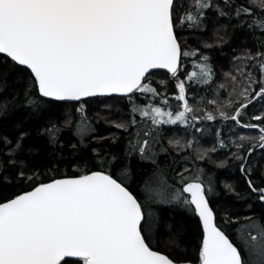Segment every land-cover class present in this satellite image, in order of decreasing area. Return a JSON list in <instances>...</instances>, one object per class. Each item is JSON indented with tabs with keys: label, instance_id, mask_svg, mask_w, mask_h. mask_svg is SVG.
Here are the masks:
<instances>
[{
	"label": "snow or ice",
	"instance_id": "1",
	"mask_svg": "<svg viewBox=\"0 0 264 264\" xmlns=\"http://www.w3.org/2000/svg\"><path fill=\"white\" fill-rule=\"evenodd\" d=\"M224 2L232 7L231 0ZM255 3L261 10L259 16L243 5H237L234 13L237 17L253 15L249 28L264 32V0ZM213 7V0H194L188 10L183 0H0V53L30 70L31 83H25L24 101L32 116L43 115L56 101L83 102L87 97L112 94L127 98L131 113L127 121L113 122L116 129L127 133V147L118 154L106 153L99 161L100 170L40 182L31 191L0 203V264H72L65 259L71 257L79 258L76 264H176L150 246L159 217L149 213L146 219L142 201L129 190L130 184L126 186L133 176L132 160L137 157L138 162L150 163L155 169L143 182L147 201L181 203L192 208L203 222L199 264H264V222L246 217L249 223L236 230L238 247L215 222L209 202L214 191L211 179H203L200 168L188 176L177 172L179 180L168 176L155 150L161 143V126H189L199 119L189 103L186 83L207 85L214 73L209 57L200 53L195 70L186 80L179 79L182 56H196L197 51L182 50L176 24L199 28L205 10ZM218 14L227 15L222 8ZM244 58L256 61L261 77L256 80L251 73L246 74L234 115L229 116L216 99L209 103L217 105L219 117L242 128L259 130L258 138L240 137L238 151L232 155L240 162L239 170L248 185L246 198L264 205V174L260 183L251 179L253 170L248 163L257 148L264 149V113L253 117L259 124H240L242 110L264 100V52H247ZM155 69L167 70L177 80L178 95L172 99L182 103L175 112L148 79ZM254 84L259 85V91L252 87ZM137 95L151 102L142 106L135 99ZM234 103L228 100V105ZM75 111V123L72 113L65 112L62 126L55 122L45 127L43 134L50 142H59L65 130L81 141L92 136L95 128L86 113ZM137 113L143 118L139 122ZM203 118L217 119L212 112ZM26 136L21 132L17 138V152L24 150ZM246 139L255 140L247 149L243 143ZM218 142L226 147L223 140ZM11 143L5 138L6 145ZM168 143L181 145L180 140ZM192 145L193 141H188L186 147ZM216 150L205 149L195 159L205 160ZM223 166L221 162L219 167ZM20 176L33 179L23 172ZM150 185L154 187L148 194ZM225 189L240 195L232 184H225Z\"/></svg>",
	"mask_w": 264,
	"mask_h": 264
},
{
	"label": "trees",
	"instance_id": "2",
	"mask_svg": "<svg viewBox=\"0 0 264 264\" xmlns=\"http://www.w3.org/2000/svg\"><path fill=\"white\" fill-rule=\"evenodd\" d=\"M231 2L232 7L229 8L225 6L224 0H213L216 7L205 10L199 28L188 27L187 23L183 26L176 24L177 38L181 42L182 50L197 51L196 56H182L179 79L186 80L187 74L195 70L194 66L201 61L200 53L209 57L214 75L213 80L207 85L186 83L189 103L193 107L202 108V114L189 126L179 124L161 126V143L156 145L155 150L159 153L157 159L160 167L167 169L168 176L177 180H179L177 172H183L188 176L197 168L202 169L204 173L202 178L205 180L210 178L213 185L214 191L210 194L209 200L213 210L230 219V222L238 219V223L231 222V229H236L242 225V221L246 222L248 212L253 213L256 219H264V205L246 198L249 192L248 185L239 170L240 162L232 155L237 152L234 139L229 135L232 130L222 126L225 123L216 124L215 121H208L203 117L206 112L217 115L216 111H213L217 109V105L209 103L213 99L223 105V110L226 109L227 114L233 113L240 101L227 107L230 99L226 93L227 88L240 91L242 89L240 81H247V73H251L256 80L260 79L259 65L255 60L244 57L247 52L253 55L257 51L264 52V32L250 29L248 26L253 15L261 14L256 3L252 0H231ZM183 3L185 10H188L189 6L194 4V0H183ZM237 5L250 6L253 15L237 17L234 13ZM219 8H222L227 15L220 16ZM207 45L211 47H206ZM228 73L234 74L236 78L241 74V78H238L240 81L235 83L228 80L225 77ZM30 75L27 68L15 64L11 59L0 54V203L33 188L40 182L98 171L101 167L99 161L106 153L118 154L127 147L125 139L127 133L113 126V122L120 123L130 118L127 98L98 96L75 103L56 101L47 107L43 115L36 117L30 114L24 101L25 83H31ZM148 79L161 96L168 99L172 111H177V105L182 102L172 99L178 95V89L175 87L176 78L164 71H155ZM221 85L223 87H219ZM135 99L142 106L151 102L139 95ZM156 104L161 106L160 100H157ZM77 109H82L92 122L95 128L92 136L81 141L72 132L65 130L59 135V142H50L43 134L45 127L55 122H60L62 126L65 112L72 113L75 123L78 119L75 111ZM261 111L264 112V100L261 103L249 104L245 115L248 117L260 115ZM136 118L138 122L143 119L138 113ZM134 130L129 129V131ZM248 131L254 132V130ZM21 132L27 133V136L23 141L24 150L17 152L15 142ZM101 137L105 139L102 140ZM5 138L12 143L6 145ZM169 140H180V147L169 144ZM219 140H223L226 147H220ZM188 141H193L191 148L186 147ZM200 143H204L202 147L207 149L215 147L217 150L210 153V158L196 160L197 150L195 151L194 148ZM250 143H255V140L246 144L245 149ZM162 148L167 149V152L161 151ZM221 162H224L223 167H219ZM248 163L253 170L251 179L260 183L264 174V149L257 148L248 158ZM185 168L189 171L184 172ZM132 171L133 176L126 186L130 184L129 190L142 201L146 219L152 209L159 217V224L152 233L150 246L165 253L174 261L199 263L203 234L195 212L181 203L160 205L147 201L143 182L155 169L150 163L138 162L137 157L132 160ZM21 172L25 177H33V179L21 178ZM36 176L39 177L38 180ZM225 184H232L240 195L228 192ZM151 187L154 185L149 186L148 194L151 192ZM249 204L252 205L251 208ZM68 260L76 264L79 258Z\"/></svg>",
	"mask_w": 264,
	"mask_h": 264
},
{
	"label": "flooded vegetation",
	"instance_id": "3",
	"mask_svg": "<svg viewBox=\"0 0 264 264\" xmlns=\"http://www.w3.org/2000/svg\"><path fill=\"white\" fill-rule=\"evenodd\" d=\"M253 88H255L256 91H259V85L258 84H256V86H253ZM254 94L255 93H253V95ZM237 102H239V101H235V103H237ZM254 102L255 103H261L262 100H257V101H254ZM245 110L246 109H243L242 110L241 118H240V124H248V123H251V124H259L260 123V121H257L255 119H253L254 116H258V115H253V116H249L248 117V116L245 115ZM261 112H260V114H261ZM234 113H235V111L233 113H229L228 115L229 116H232V115H234ZM262 113H264V112H262ZM214 121L216 122V124L225 123V124H222V126H226L227 129H230L231 127H234L235 126L236 128L245 129L247 131L248 130H254V132H256V134H259V130L258 129H256V128H242L237 123L233 122L230 119H227V120L226 119H224V120H218V119H216ZM218 126L221 127V125H218ZM229 135H231V133ZM226 137H228V136H226ZM227 142H229L231 144L230 141L227 140ZM214 213H215V217H216V223L218 224V226L229 236V238L233 241V243H237V246L239 247L240 245L237 242V232H236V230L239 229V228H241L243 225L249 223V221L248 220H246V222L242 221L241 222L242 225L239 228L237 227L236 229H231L230 219H228L227 217H223L221 215V213H218L215 210H214ZM249 213L250 212L247 213V217H252L253 219H256L253 213H250V214ZM259 220H261L262 222H264V219H262V218H259ZM226 221H228V222H226ZM223 228L224 229L226 228V229L224 230ZM231 236H233V237H231Z\"/></svg>",
	"mask_w": 264,
	"mask_h": 264
},
{
	"label": "rangeland",
	"instance_id": "4",
	"mask_svg": "<svg viewBox=\"0 0 264 264\" xmlns=\"http://www.w3.org/2000/svg\"><path fill=\"white\" fill-rule=\"evenodd\" d=\"M254 3H255V0H252ZM239 76L233 81L232 80V77L234 76V74H231V76L229 75V73L228 74H226V78L229 80H232V82H235V83H237L238 81H240V79L238 80V78H241V74H238ZM235 77V76H234ZM245 82L244 80H241L240 82ZM240 84H242V83H240ZM256 84H254L253 86H255ZM227 86V85H226ZM225 86V87H226ZM252 86V87H253ZM219 87H221V86H219ZM228 90H227V94H228V96H229V98L230 99H232V100H235V101H240V98H238V96H237V94L242 90H240V91H238V90H235V91H233V89H231V88H227ZM191 104V103H190ZM198 105V104H197ZM227 107H228V104H227ZM194 109H195V114L198 116V117H200L201 116V110H202V108H200L199 106H196V107H193ZM213 111H216V113H217V115H215L216 117H217V119L218 120H224L223 118H221V117H219V115H218V111H217V109L216 110H213ZM225 111H227L226 109H225ZM214 115V114H213ZM231 130H232V132H231V138L232 139H234L233 140V143L235 144V150H237V147H236V144H239V143H241V140H240V137H256V138H258V136H259V134H256L255 132H252V131H246L245 129H243V130H240V129H237L235 126L234 127H231L230 128ZM201 131H202V129H201ZM202 135V134H201ZM207 138V137H206ZM205 138V139H206ZM204 140V139H203ZM251 141H254V140H251ZM251 141H249V140H245V141H243V143H244V145H246V144H248L249 142H251ZM204 145V143H200V145H198V147H200V148H198V147H196V148H194V150L196 151L197 150V156L198 155H200L201 154V152L203 151V150H205V149H207V148H205V147H202ZM238 151V150H237ZM210 153L211 152H209V154H208V157L207 158H210L211 156H210ZM206 159V158H205ZM149 213H151L152 215H153V218H155V217H157V213H156V211H154L153 209L151 210V211H149L148 212V214Z\"/></svg>",
	"mask_w": 264,
	"mask_h": 264
},
{
	"label": "water",
	"instance_id": "5",
	"mask_svg": "<svg viewBox=\"0 0 264 264\" xmlns=\"http://www.w3.org/2000/svg\"><path fill=\"white\" fill-rule=\"evenodd\" d=\"M0 54H3V53H0ZM3 55H5L6 57H7V55L6 54H3ZM9 59H11L10 57H8ZM23 67H25L26 68V66H23ZM30 71V70H29ZM155 71H164V72H166V73H168L167 72V70H163V69H155V70H151V73L152 72H155ZM150 73V74H151ZM168 74H170V73H168ZM110 96H121V95H119V94H112V95H110ZM87 98H90V97H87ZM87 98H84V99H87ZM75 102H79V101H68V103H75ZM97 171V170H96ZM63 178H65V177H63ZM55 179H61V178H55ZM47 182H50V181H47ZM47 182H43V183H47ZM33 188H31V189H29V190H27V191H31ZM25 192V191H24ZM23 193V192H22ZM22 193H20V194H22ZM19 195V194H18ZM187 195V194H186ZM15 197V196H14ZM13 197V198H14ZM12 199V198H11ZM10 200V199H9ZM8 201V200H7ZM4 202H6V201H4ZM1 203H3V202H1ZM210 206H211V204H210ZM212 207V206H211ZM214 211V210H213ZM196 214V213H195ZM196 216L198 217V220H199V222H200V225H201V229H202V234L204 235V231H203V222L201 221V219L199 218V216H198V214H196ZM215 222H216V220H215ZM217 224V223H216ZM218 226V225H217ZM219 227V226H218ZM222 230V229H221ZM223 231V230H222ZM226 234V233H225ZM203 235H202V240H203ZM227 235V234H226ZM230 239V238H229ZM231 240V239H230ZM201 245H202V242H201ZM154 250V249H153ZM155 251H157V250H155ZM160 252V251H159ZM161 254H164V255H166L165 253H163V252H160ZM168 256V255H167ZM73 258H77V257H71V258H65V259H73ZM176 262V264H199V263H193V262H177V261H175Z\"/></svg>",
	"mask_w": 264,
	"mask_h": 264
},
{
	"label": "bare ground",
	"instance_id": "6",
	"mask_svg": "<svg viewBox=\"0 0 264 264\" xmlns=\"http://www.w3.org/2000/svg\"><path fill=\"white\" fill-rule=\"evenodd\" d=\"M96 97H98V96H96ZM91 98V97H90ZM85 100V99H84ZM186 195V194H185Z\"/></svg>",
	"mask_w": 264,
	"mask_h": 264
}]
</instances>
